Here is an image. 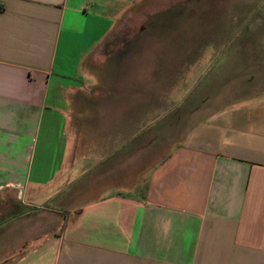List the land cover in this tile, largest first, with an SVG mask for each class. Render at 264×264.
Returning a JSON list of instances; mask_svg holds the SVG:
<instances>
[{
	"label": "crops",
	"instance_id": "1",
	"mask_svg": "<svg viewBox=\"0 0 264 264\" xmlns=\"http://www.w3.org/2000/svg\"><path fill=\"white\" fill-rule=\"evenodd\" d=\"M185 1L0 0V264H264V0Z\"/></svg>",
	"mask_w": 264,
	"mask_h": 264
},
{
	"label": "rangeland",
	"instance_id": "2",
	"mask_svg": "<svg viewBox=\"0 0 264 264\" xmlns=\"http://www.w3.org/2000/svg\"><path fill=\"white\" fill-rule=\"evenodd\" d=\"M227 0H186L185 4H179L174 3L172 5L162 6V11L164 12H182V11H188L189 8L191 10L193 9L192 14H196L191 17V20H182L181 14H174L173 17L165 20V21H159V26L161 33L160 36L154 38L152 42H154L156 48V55L158 57V60H163L164 62H171V61H179L182 59V56L184 55L183 46L184 43L188 42V40H191V44H201V37L202 39L206 38V44L210 46L211 44H208L209 40L214 41V35H215V15L218 13V8H220L221 2H226ZM177 2V1H176ZM242 2H246V0H242ZM190 3V5L188 4ZM202 17L201 25L197 24L194 20L195 17ZM158 19L161 17L159 14L157 15ZM187 19V18H186ZM185 22V24H184ZM196 23L197 25H194ZM198 25H200L198 27ZM197 26V27H196ZM181 29H187L188 32H191V37L188 38L182 34V32H176V35L178 37H175L173 39L168 38V30H181ZM197 35H201V37L195 36L193 37L194 33ZM148 42H150V39L148 38ZM151 46V44H150ZM152 47V46H151ZM258 73L257 69L254 70H246V74L251 73ZM261 73V72H260ZM235 74V73H234ZM234 74H226L223 76L222 80H229L230 78L234 77ZM245 92H250L249 89H247Z\"/></svg>",
	"mask_w": 264,
	"mask_h": 264
}]
</instances>
